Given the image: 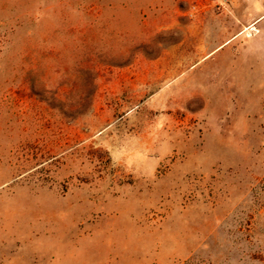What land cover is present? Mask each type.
I'll use <instances>...</instances> for the list:
<instances>
[{
	"label": "rangeland",
	"instance_id": "374dc122",
	"mask_svg": "<svg viewBox=\"0 0 264 264\" xmlns=\"http://www.w3.org/2000/svg\"><path fill=\"white\" fill-rule=\"evenodd\" d=\"M0 264H264V0H0Z\"/></svg>",
	"mask_w": 264,
	"mask_h": 264
}]
</instances>
